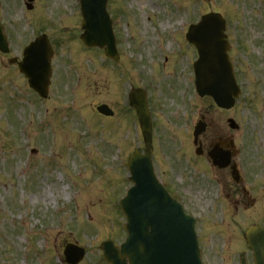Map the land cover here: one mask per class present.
Segmentation results:
<instances>
[{
    "label": "rangeland",
    "instance_id": "rangeland-1",
    "mask_svg": "<svg viewBox=\"0 0 264 264\" xmlns=\"http://www.w3.org/2000/svg\"><path fill=\"white\" fill-rule=\"evenodd\" d=\"M25 3L0 0V18L8 30L11 55L20 58L23 48L44 32L54 46L53 74L49 96L40 100L30 92L16 66L0 55V264L62 263L65 242H75L88 251L80 264H100V243L123 240L125 218L117 205L127 171L124 166L123 172L119 160L125 164L128 154L142 147L134 111L123 104L130 85L127 78H133L135 85L147 86L158 106L159 175L163 170L170 172L166 155L169 159L190 150L185 141L187 129L179 126L188 117L208 118L210 114V118L224 120L220 113L211 112L206 99L188 89L190 64L196 56L192 48L170 37L176 30L182 33H174L176 37H183L180 22H195L212 12L227 20L230 56L243 91L226 114L241 128L237 132L227 128V136L236 138L238 144H244L248 134L252 136L238 148L246 197L254 203L246 207L242 185L236 187L229 179L227 204L216 203L214 212H205L206 204H211L213 184L202 186L197 180L189 200L185 194L184 201L189 211L201 216L196 230L203 264H219L222 254L227 258L224 264H237L239 252L244 250L240 234L253 222L264 226V190L256 191L258 183L251 185L260 176L264 182V0H108L120 55L117 64L82 45L77 0H34L30 10ZM59 15L65 16L58 21ZM163 55L167 59L169 55L171 61L164 69ZM173 78L180 85L176 92L169 84ZM101 104L112 109L111 119L96 112ZM179 145L183 147L180 153L175 151ZM204 165L190 161L205 181ZM73 191L76 202L72 207ZM56 211L64 217L56 216ZM54 218L58 223L53 224ZM46 224L47 234L41 229ZM57 226L60 232H56ZM41 233L47 242L51 238L50 258L39 252L35 255L39 244L46 243L37 242L36 234ZM222 241L227 244L225 253L220 251Z\"/></svg>",
    "mask_w": 264,
    "mask_h": 264
},
{
    "label": "water",
    "instance_id": "water-1",
    "mask_svg": "<svg viewBox=\"0 0 264 264\" xmlns=\"http://www.w3.org/2000/svg\"><path fill=\"white\" fill-rule=\"evenodd\" d=\"M103 1L101 2L103 3ZM84 12L85 23L83 28H87V32L81 37L83 42L87 46L103 47L106 43L101 42L96 37L89 9ZM98 12H100V6ZM218 23V16L213 15L205 18L197 35L192 40L200 55V59L195 65L200 94L205 93L213 74L212 70L219 69V59L224 63L226 62V45L222 41V28ZM103 28L105 29V25ZM91 39H96V41L93 42ZM2 46L0 33V48ZM43 48V46L39 48L37 44H31L25 50L27 57H25L24 63L30 65V60L35 57L36 70L33 67L25 68V65L23 71L29 77L30 84L37 89L40 95L45 96L50 74L49 56L46 53L36 55L41 53ZM105 52L108 56L112 54L108 47H106ZM232 87L233 79L229 68H227L229 94ZM231 104L232 99L230 98L228 105ZM133 105L138 112L144 136L148 138L149 121L144 98L140 93L136 94ZM149 156V150H147L144 157H134V162L137 161L139 165L136 166L131 163L132 180L135 182V187L123 203V209L129 220L126 227L129 238L120 249L106 245L104 247L105 257L112 264H199L194 250L191 223L181 215L180 210L173 205L163 190L157 188L151 168L148 167ZM246 239L254 252L255 263L264 264V232L260 229H254L246 235ZM153 256L154 259L151 261Z\"/></svg>",
    "mask_w": 264,
    "mask_h": 264
},
{
    "label": "flooded vegetation",
    "instance_id": "flooded-vegetation-1",
    "mask_svg": "<svg viewBox=\"0 0 264 264\" xmlns=\"http://www.w3.org/2000/svg\"><path fill=\"white\" fill-rule=\"evenodd\" d=\"M228 136H227V127L226 124L220 122L218 118H209L206 122V133L201 137V145L203 148H211L213 144L218 145L217 150L221 153H224L227 156V144H228ZM216 169V168H215ZM214 170V167L212 168ZM218 170V169H216ZM225 172L222 175V186L224 190H227V180L229 179V175L227 173V168L222 171Z\"/></svg>",
    "mask_w": 264,
    "mask_h": 264
}]
</instances>
